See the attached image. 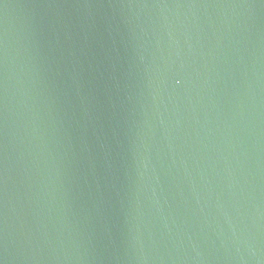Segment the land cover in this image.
I'll list each match as a JSON object with an SVG mask.
<instances>
[{"label": "water", "instance_id": "water-1", "mask_svg": "<svg viewBox=\"0 0 264 264\" xmlns=\"http://www.w3.org/2000/svg\"><path fill=\"white\" fill-rule=\"evenodd\" d=\"M0 264H264V0H0Z\"/></svg>", "mask_w": 264, "mask_h": 264}]
</instances>
